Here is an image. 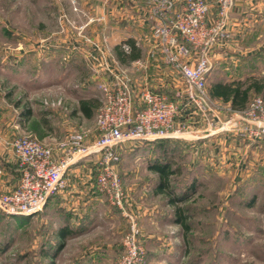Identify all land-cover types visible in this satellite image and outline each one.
<instances>
[{"label": "rangeland", "instance_id": "obj_1", "mask_svg": "<svg viewBox=\"0 0 264 264\" xmlns=\"http://www.w3.org/2000/svg\"><path fill=\"white\" fill-rule=\"evenodd\" d=\"M98 9L102 6L97 0H0V142L24 133L37 138L31 128L43 135L55 133L58 143L80 130L86 132L85 143L97 137L95 114L90 119L73 116L65 134L58 128L49 129L64 123L76 104L75 97L86 93L80 91V74L91 68L88 65L76 73H66L65 68L60 69L58 57L45 61L43 56L44 48L66 44L62 40L71 33L73 43L82 44L85 53L95 49L101 59L108 56L112 61L107 35L102 34L97 41L88 31L89 27H96L93 17ZM148 35L147 30L138 42H144L142 37L148 39ZM24 108L30 110L29 123L20 116ZM225 147L219 142L215 157L196 167H192L196 158L186 148L177 149L171 144L164 147L168 149L166 159L179 171L171 183H195V190H187L184 201L177 203L188 209L189 231L185 234L176 221L167 226L161 220L159 229L155 228L157 238L150 239L156 240L158 247L150 248L142 242V227L134 213L140 229L139 241L145 250L144 264H264V172L256 171L258 157L263 158L264 152L257 156L245 151L235 162L231 157H222ZM117 152L116 168L122 189L154 190L157 176L149 166L161 161L162 147L158 143L125 141ZM95 158L91 155L88 160L93 162ZM3 163L5 172L0 179L14 183L17 176L7 171L6 162ZM6 186L0 183V193L7 191ZM165 213L173 217L172 211ZM122 217L97 219L90 233L57 251L55 264H88L84 255L89 251L85 252L86 245L81 241L87 236L88 244L102 245L98 256L94 255L98 258L90 264H114L121 249L114 245L121 244L127 229ZM58 218L46 213L44 207L33 215L0 212V264H37L44 259L40 251L55 243Z\"/></svg>", "mask_w": 264, "mask_h": 264}, {"label": "crops", "instance_id": "obj_2", "mask_svg": "<svg viewBox=\"0 0 264 264\" xmlns=\"http://www.w3.org/2000/svg\"><path fill=\"white\" fill-rule=\"evenodd\" d=\"M176 1L180 4L182 0ZM210 1L213 2V0ZM97 3L102 6V9H98L93 17V24L96 27H89L88 31L92 33L97 41L100 40L99 38L102 34L107 35L112 49L110 55L112 61L109 60L108 56L107 59L104 57L107 64L115 70H122L126 73L135 91L142 87H148L172 98L175 90L182 83L179 75L171 67L165 65L158 54L152 50L150 38L151 18L145 5L141 2L137 4L133 0H97ZM105 6L106 11H104ZM77 16L79 17L78 14ZM105 30L106 32H104ZM147 30L148 39L142 37L144 42H138L139 37L141 38ZM226 30L228 32L227 37L220 40L210 53L211 62L206 73V90L214 82L225 83L231 80H244L251 76H264V55L262 54L264 53V0H235L229 12ZM73 35L70 33L65 36L66 38L70 36L67 40H62L66 41V44L60 46H57V44L48 45L44 48L43 56L45 61H51L58 57L61 63L60 69L65 68L66 73H76L83 66L88 67L89 65L91 68L89 72L83 73L82 71L80 74V91L86 93L75 97L76 104L71 108V112L65 118L64 123L49 127L50 130L58 128L56 130H59L62 134H65L69 129L67 124L68 122L71 123L73 116L80 115L90 119L95 114L96 108H93L91 117H85L79 108V100L96 99L99 101L100 91L97 83L100 80H109L110 78L108 74H105L100 69L99 60L101 58L99 52L91 49L88 53H85L82 44L73 43ZM127 39L134 41V45L139 49V57L128 62H120L116 58L114 47ZM74 40L76 42V39ZM78 42L81 43L80 40ZM103 45L102 43L100 44L101 47ZM90 57H92L93 61ZM136 60L142 62V65H137ZM63 76L67 75L63 74ZM252 96L253 93L250 92V97L252 98ZM208 97L209 111L207 116H203L190 107H182L179 110L175 123L176 125H185L181 136L162 138L170 139L161 141L163 144H159V139L145 142L150 144L158 143L159 147H164L167 145L166 142H169L177 149L186 148L185 151L192 153L196 158L192 167H196L201 162L204 164L206 159L214 158V152H218L219 142L226 146L222 157L224 155L227 158L231 157V160L235 162L240 160L239 157L245 151H250L257 156L263 154L264 135L254 138L247 136L240 131L242 122L238 123L237 129L219 130L218 125L226 123L239 111L232 110L228 102H223L218 97H211L209 94ZM136 101L138 100L136 99ZM20 116L23 117L24 115L20 114ZM210 118H213L215 122L213 121L212 124H209L208 120ZM23 119L25 123L31 121L30 115L24 116ZM31 130L32 134L39 140L54 148L53 152L55 155L60 154V142L56 141L55 133L43 135L32 128ZM11 141L12 139L0 142V158L2 160V166L0 167L4 170L3 162L5 161L7 171L16 177L19 174V168L12 153ZM89 157H85L69 166L65 174L67 186L63 191L51 195L44 205L46 213L59 217L57 228H65L72 232L70 236L63 238L58 236L56 233L57 229L55 230L56 240H61L63 243L61 250L71 241H75L90 233L96 227L97 219L112 220L114 215L122 217L119 209L109 204L106 197L95 189L93 181L95 160L91 162L88 160ZM217 159H219V156ZM171 166L173 167V163H171ZM256 171L264 172V157H258ZM4 172L5 170L0 172V175H3ZM190 172L192 173V171ZM17 182L18 176L14 183L9 184L3 183V180L0 179L1 185H7V190L13 188ZM158 204L162 205L161 209ZM124 205L131 212L136 213L139 218L140 226L142 227V242L146 246L150 245V248L154 247L156 249L158 242H155L156 240L150 241V239L153 236L157 238L155 228L159 229L158 223L161 220L167 226L174 223V218L169 213H165V211L173 210L172 205L167 204L163 193L156 190H124ZM122 221L126 226L125 218L122 217ZM87 237H84L81 241L86 245L84 249L87 251L85 252L89 251L88 255L84 256H86L88 264H90L93 259L98 258L94 255L98 256L102 245L100 242L88 244ZM116 245L119 249L121 248L120 243L114 246Z\"/></svg>", "mask_w": 264, "mask_h": 264}, {"label": "built area", "instance_id": "obj_3", "mask_svg": "<svg viewBox=\"0 0 264 264\" xmlns=\"http://www.w3.org/2000/svg\"><path fill=\"white\" fill-rule=\"evenodd\" d=\"M151 18L152 50L162 62L180 77L182 85L170 98L166 94L142 87L135 91L130 78L110 67L102 58L99 66L109 75L100 80L99 106L94 117L98 135L85 143L83 130L69 134L59 143L60 154L54 148L24 133L10 145L20 176L17 185L0 193V212L13 215L39 213L48 198L67 186L66 171L77 161L95 155L94 187L109 204L117 207L125 218L127 229L114 264H144L145 250L139 241L137 216L124 205L116 164L117 148L125 141H154L182 135L184 124L176 125L175 118L182 107H190L203 116L209 111L206 73L210 53L226 38L229 12L235 0H138ZM125 51L129 50L123 44ZM137 65L142 62L136 60ZM138 100L135 102V100ZM209 124L215 120L210 118ZM252 138L264 135V101L254 97L248 106L237 112L219 130L237 129Z\"/></svg>", "mask_w": 264, "mask_h": 264}, {"label": "trees", "instance_id": "obj_4", "mask_svg": "<svg viewBox=\"0 0 264 264\" xmlns=\"http://www.w3.org/2000/svg\"><path fill=\"white\" fill-rule=\"evenodd\" d=\"M123 44L129 46V50L125 51L123 49ZM116 58L120 62H128L130 60L139 57V49L134 45V41L127 39L114 47ZM208 94L211 97H218L223 102H228L232 110L243 111L249 104V102L256 96H259L264 101V76L261 77H247L244 80H231L229 82H214L207 88ZM250 92L253 93L252 98L250 97ZM99 101L96 99H81L79 100V108L82 110L85 117H91V111L93 108L99 106ZM21 115L29 116L30 110L24 108L21 111ZM170 139H159L160 143L163 141H168ZM162 141V142H161ZM166 144H170L166 142ZM166 147V145L164 146ZM162 147V159L156 164H152L149 168L157 174V180L154 190L163 193L166 203L172 205V215L177 223H180L184 228L185 234L189 231V224L187 219L189 218L188 209L186 206H178L177 203L187 196V190H195V183L190 182L186 184V180H183L180 185H173L171 182L172 177L178 174V168H173L171 166L170 160L166 159V152L168 149ZM19 168V165H18ZM18 179L20 176L17 175ZM93 177V181H94ZM181 183V182H180ZM17 185V184H16ZM15 185V186H16ZM14 186V187H15ZM184 201V200H183ZM57 235L63 238L70 236L72 232L66 230L65 228H57ZM63 247V243L58 240L54 244L48 246V249L40 251V257H43L41 261L37 264H55L56 253Z\"/></svg>", "mask_w": 264, "mask_h": 264}]
</instances>
